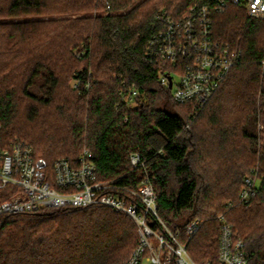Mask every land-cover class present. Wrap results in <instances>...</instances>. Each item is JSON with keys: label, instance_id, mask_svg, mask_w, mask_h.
<instances>
[{"label": "trees", "instance_id": "obj_1", "mask_svg": "<svg viewBox=\"0 0 264 264\" xmlns=\"http://www.w3.org/2000/svg\"><path fill=\"white\" fill-rule=\"evenodd\" d=\"M134 1L0 0L3 134L51 169L88 149L101 181L130 189L148 181L160 219L183 242L188 224L201 222L188 244L198 264H219L221 217L248 264H264V20L233 5L212 11L215 41L239 48L241 59L197 109L173 101L159 79L168 64L149 63L147 50L160 13L180 20L212 0H145L127 11ZM130 88L145 94L135 108L122 96ZM136 152L145 169L131 165ZM248 177L257 187L244 202ZM138 245L123 213L50 209L0 227V264H125Z\"/></svg>", "mask_w": 264, "mask_h": 264}, {"label": "built area", "instance_id": "obj_2", "mask_svg": "<svg viewBox=\"0 0 264 264\" xmlns=\"http://www.w3.org/2000/svg\"><path fill=\"white\" fill-rule=\"evenodd\" d=\"M212 2L209 6L192 7L180 20L160 13L159 29L152 35L147 50L149 63L168 64L161 67L159 79L171 90L173 101L192 104L197 109L212 99L241 59L239 48L215 41L212 11L224 12L233 5L245 9L252 18L264 20V0ZM174 76L179 77L177 83ZM86 88L90 85L86 84ZM122 96L126 102L145 100V94L136 88H130ZM130 163L135 169L146 168V159L138 152L131 155ZM256 187V177L246 178L241 200L248 202ZM93 207L112 209L135 222L139 245L125 264H198L190 255L188 244L201 222L194 220L188 224L187 242H183L181 232H172L160 219L157 195L148 181L137 189L101 181L93 153L88 149L74 162L59 159L51 169L30 145L6 139L0 124V227L19 215ZM153 218L164 232L154 228ZM220 221L219 264H248L244 245L235 239L232 225L224 217Z\"/></svg>", "mask_w": 264, "mask_h": 264}, {"label": "rangeland", "instance_id": "obj_3", "mask_svg": "<svg viewBox=\"0 0 264 264\" xmlns=\"http://www.w3.org/2000/svg\"><path fill=\"white\" fill-rule=\"evenodd\" d=\"M143 2H145V0H135L132 4H130V7L127 9V11L132 10L133 8L141 5ZM143 9H145V8L143 7ZM174 79H175L176 83L179 81V77H177V76H174ZM69 83H70V85H73L72 81H70ZM21 104H22L23 108H25L29 105V103L26 101H24V102L22 101ZM138 105H139V103L130 102V107H132V108H135ZM154 243L157 245V243L155 241H154Z\"/></svg>", "mask_w": 264, "mask_h": 264}, {"label": "water", "instance_id": "obj_4", "mask_svg": "<svg viewBox=\"0 0 264 264\" xmlns=\"http://www.w3.org/2000/svg\"><path fill=\"white\" fill-rule=\"evenodd\" d=\"M170 87H171V85H170Z\"/></svg>", "mask_w": 264, "mask_h": 264}]
</instances>
